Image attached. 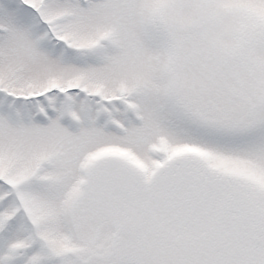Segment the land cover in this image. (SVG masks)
Returning <instances> with one entry per match:
<instances>
[{"label": "snow or ice", "instance_id": "snow-or-ice-1", "mask_svg": "<svg viewBox=\"0 0 264 264\" xmlns=\"http://www.w3.org/2000/svg\"><path fill=\"white\" fill-rule=\"evenodd\" d=\"M0 264H264V0H0Z\"/></svg>", "mask_w": 264, "mask_h": 264}]
</instances>
